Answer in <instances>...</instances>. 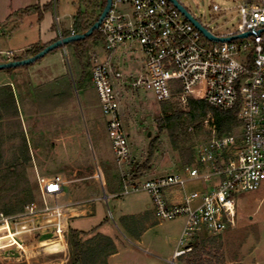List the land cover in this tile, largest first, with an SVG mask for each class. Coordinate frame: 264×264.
<instances>
[{"label":"built area","instance_id":"obj_1","mask_svg":"<svg viewBox=\"0 0 264 264\" xmlns=\"http://www.w3.org/2000/svg\"><path fill=\"white\" fill-rule=\"evenodd\" d=\"M212 11L220 9L213 5ZM199 25L215 38L234 39L223 43L208 40L168 0H111L98 29L104 50L110 55L121 45L140 47L144 66L129 80L130 89L148 91L157 103H163L192 98V92L200 87L202 97L192 99L203 100L223 113L236 111L240 123L237 134L218 137L213 118L207 115L204 126L211 127L210 138L194 151L193 164L182 166L175 174L143 182L121 175L123 191L117 196L144 192L157 221L184 219L179 245L185 240L189 243L174 252L169 264H177L178 258L190 252L197 236H217L233 228L235 196L257 192L264 184V0H241L235 32L216 36ZM244 34L249 36L239 38ZM91 82L114 162L120 169L128 158V145L118 113L117 88L125 80L108 59H94ZM97 176L101 178L100 173ZM193 181L206 187L188 192L179 204L166 201L168 191ZM39 183L42 196L62 192L59 177ZM56 210H38L29 204L17 216L0 212V256H14L16 238L28 235L37 218L44 219Z\"/></svg>","mask_w":264,"mask_h":264},{"label":"rangeland","instance_id":"obj_2","mask_svg":"<svg viewBox=\"0 0 264 264\" xmlns=\"http://www.w3.org/2000/svg\"><path fill=\"white\" fill-rule=\"evenodd\" d=\"M90 0H58L56 7V16L58 17V26L62 30L68 28L72 17L77 10L82 12L89 10ZM191 16H193L203 27L216 36H223L227 33L235 32L238 24V7L241 0H176ZM216 5L219 12H213L212 6ZM88 6V7H87ZM63 14H65L63 16ZM100 14V11H99ZM88 61V73H90L93 61L105 62L107 59L111 65L117 67L125 80L124 84L117 88L119 100V118L127 138L128 158L119 169L114 162L113 154L110 148V141L104 131V119L100 113L99 103L94 88L88 81L84 84L88 87L85 92L78 93L76 79L77 70L75 68V54L70 45H66L62 50V60L54 59L51 63L55 72H61L65 69L66 78L61 77L56 84H53V99L56 103L66 85L71 83V92L73 100L78 109V122L68 114L78 129V137L82 139L83 146L73 147L66 152L62 147L61 136H64L58 129H52L45 132L40 125H33L32 122H46L44 116L36 119L27 118L24 121V130L18 120L21 132L13 136L3 138L1 148L3 149L2 163H9L13 153L20 142L22 135L27 143L30 142L32 153H30V164L24 172L16 171L18 176L11 177L3 187L11 188V183L21 181V188L25 191L18 198L20 202L25 201L28 194H32L33 201L37 207L53 206V202L47 203L46 196L38 192V180L36 176L52 177L60 176L64 182H70L77 177L92 175L94 171L100 173L101 178L96 177L97 181L104 188L107 196V186L114 185V179L118 175H125L129 179L137 177V169L148 157L149 144L155 140L153 148L152 162L155 161L159 166H163V171L157 174L144 173L138 177L137 182H143L156 178L157 176H167L177 172L181 166H184L183 159L180 156V149L191 148L192 155L196 148L207 141L211 136V127L204 126V120L201 122V129H188V140L179 142V149L176 150L166 133L159 132L156 119L160 118V104L156 102L154 96L145 90H133L129 88V80L139 75L144 66V55L137 44H125L108 54L104 50L102 41L96 40L95 36L83 41ZM49 53L45 57H50ZM42 60V59H41ZM40 61V60H39ZM68 82V83H67ZM83 86V87H84ZM78 90V89H77ZM54 92V91H53ZM192 98L202 97L199 87L192 92ZM171 111L187 112L188 107L185 99L173 98L171 100ZM169 112V113H170ZM167 113V115L169 114ZM57 114L52 117L57 125L60 119ZM45 124V123H44ZM95 127L101 129L98 140L95 139ZM81 131V132H79ZM74 134V133H73ZM230 135H234L231 133ZM35 150V151H34ZM67 154V155H66ZM32 157V159H31ZM131 164L132 166H129ZM173 170V171H172ZM141 173V172H140ZM175 174V173H174ZM91 181V180H90ZM95 181V180H94ZM95 181L99 190V196L102 195V189ZM74 184V183H72ZM70 185V184H69ZM186 192L197 191L202 187L199 181L188 182L185 185ZM81 200L84 195H79ZM46 199V200H45ZM236 199V215L234 227L225 230L217 236H210L203 233L197 236L192 243H201L206 239H212V242H205L203 246L204 254L201 255L203 264H264V184L261 189L253 193L238 194ZM15 199H13L14 201ZM73 200L71 194L67 191L58 201L59 205H67ZM85 200V199H84ZM149 197L144 192L128 193L121 197L110 198L106 201H93L89 205L93 209V216L73 222L72 227L89 232L95 224L102 220L107 221L104 230L113 236L117 247V256L113 258L111 264H169L172 254L179 249H183L189 241L185 240L179 245L181 230L183 228V218H177L171 221H157L151 213L142 217L147 221L146 225H140L136 228L141 234L140 241L137 243L133 236H130L125 226L129 225V220L121 221L122 217L136 212L137 207L144 208L149 201ZM141 210V209H140ZM20 215V214H18ZM103 232V231H102ZM138 234V235H139ZM39 238V237H37ZM37 238L35 241H37ZM48 238V237H47ZM29 241L27 244H32ZM29 258L19 260L17 256L2 253L0 264H59V259L63 255L49 254L40 249V245L32 246ZM70 252V250H69ZM190 253V252H187ZM186 253V254H187ZM185 254V255H186ZM69 259L64 260L68 264ZM177 262V261H176ZM177 264H179L177 262Z\"/></svg>","mask_w":264,"mask_h":264},{"label":"crops","instance_id":"obj_3","mask_svg":"<svg viewBox=\"0 0 264 264\" xmlns=\"http://www.w3.org/2000/svg\"><path fill=\"white\" fill-rule=\"evenodd\" d=\"M57 3L58 0H0V64L13 62L15 59L24 56L27 51L36 46H45L57 41L60 38L59 32L60 34L66 31L72 32L73 18L76 14L72 17V21L70 22L68 28L61 30L57 23ZM49 6H51V9L48 8ZM28 8H33L34 10H32L27 15H22V12ZM91 10L92 7L89 6V10H87V12H90ZM64 15L65 14H63V16ZM61 51L62 50H57L56 52L51 53L50 57H44L42 60L37 61L29 66L15 68L11 71H0V95H5L4 93H7L8 91L11 92L18 111V120L21 122V124L26 121L27 118L36 119L37 117L44 116L45 120L47 119L46 122L44 121L45 124L41 122V120L37 123L32 122V124L40 125L43 127L42 129L45 132L52 130L53 128L58 129L64 134V136H61L60 140L62 147L67 152L70 148H78L83 146V141L78 137V129L76 126L73 124L71 119L67 118L68 114H70V116L73 115L75 118V123L78 122V106H76L74 103V97L71 92L72 89L67 84L64 90L60 89V91L64 92L60 97L59 102L56 103V100L53 99V93H56L57 89L55 88V90H53V87L51 86L56 84L59 78L65 77L67 74L65 69H63L61 72H55L53 65L51 64L54 59L62 60L63 55ZM78 80L79 75L77 72L76 84ZM84 83L80 86L77 85L76 88L78 90L75 89L77 95L78 93H83L87 90L88 87H85ZM88 83H90L94 88L91 82V71L89 73ZM5 87H7L8 91L3 90ZM57 114L59 115L58 117L60 119L58 120L57 125H55V119L52 120V117H54V115L56 116ZM24 128L25 127L23 123L22 129L24 130ZM102 128L106 132L105 121ZM100 131V128L95 127L96 140L99 139L98 135H100ZM27 146L30 149V153H32V148L28 139ZM128 165L132 166L131 164ZM160 168L164 169L163 166H159L157 162L153 161L146 171L137 174V179L132 181H137L139 179L138 177L142 176L144 173L157 174L159 171H163ZM162 176L163 175L157 176L156 178ZM54 177H59L61 179L62 192L56 196H46L48 197L47 203L53 202V206H48L45 202L43 206L36 207L38 210H42L44 207L50 209L57 208V210L50 215H46L44 219L37 218V225L33 227L32 231L28 235L19 236L16 238L14 242V247H16L15 252L13 251L14 256H17L19 260H22L23 258L27 260L31 251L30 248L39 244V250L53 255L62 254L63 258L59 259V264H64V260L67 258L69 259L70 257L68 231L71 229L81 233L89 234L90 236L99 234L111 239L116 248L115 254L109 256L106 262V264H111L113 258L117 256L118 251L115 244L114 232L113 236H111L108 230H104L105 225H107V221L102 220V222L100 221L99 223L95 224L94 228H92L89 232L73 228L72 224L76 220L93 216V209L88 205L91 202H104L108 199V197H121L117 196L120 193L110 194L107 196L103 191L104 188L96 179V171H94L92 175L86 177H77L75 180L70 181L69 183L67 181L64 182V180L58 175L52 177L36 176V180L40 182V180H50ZM94 180L98 182L102 189L101 197L99 196V190ZM184 185L166 193L165 198L169 204L175 205L181 203L183 196L188 193L186 192ZM205 187L206 186L202 185L201 189ZM67 191L73 198L72 202L67 205H59L58 201L66 194ZM38 192L41 194L40 183H38ZM79 195H84L85 200L78 198ZM136 210V212L134 211L130 215L122 218H128L127 220L130 222L129 225L125 226L127 233L130 236H133L137 243H142L140 241L141 234L136 231V228L140 227V225L143 226L147 224L146 220L141 219L142 217L146 216V214L148 215L151 213L153 216L150 200L145 204L144 208L137 207ZM49 220H51L50 223ZM44 229L47 230L44 231ZM36 238L37 241H35ZM29 241H33L32 244H27ZM177 262L179 264H184L180 261V258L177 259Z\"/></svg>","mask_w":264,"mask_h":264},{"label":"trees","instance_id":"obj_4","mask_svg":"<svg viewBox=\"0 0 264 264\" xmlns=\"http://www.w3.org/2000/svg\"><path fill=\"white\" fill-rule=\"evenodd\" d=\"M86 4H89L92 7V10L90 12H82L80 10L77 11L72 23V31L74 35L84 34L93 25L99 16V11L101 12L105 4V0H90ZM48 8L51 9V6ZM32 10L34 9H25L22 12V15H27ZM70 35L71 32L68 31L61 33L62 37H69ZM94 36L96 40L102 41L99 31H95L89 38ZM86 39L83 41L85 42ZM83 41L69 44L75 54V68L79 75V80L77 82L78 86L89 80V66L88 61H86L87 55L85 47L83 46ZM48 45L36 46L27 51L24 56L15 59V61H21L25 57H32ZM59 49H56L51 53H54ZM11 70L12 69L8 71ZM69 87L71 88V83H69ZM3 90L8 91L7 87L3 88ZM4 94L5 95L2 96L0 95V212H2L5 216L12 217L21 214L25 206L34 203H32V194H28L25 201H19L18 198L21 196V193L23 194L25 191L20 186V180L14 184L11 183L10 189H5V186L3 187L2 184L3 182L7 184L6 181L8 182L11 177L15 178L18 176L17 173L13 172H24L30 164L29 149L26 140L22 135L20 136L19 145L15 149L11 161L5 164L2 163L3 149L1 148V144L3 138L15 135L16 130L18 131V134L21 132L18 123V111L14 98L9 91ZM185 101L188 107V111L186 113L183 111L170 112L171 101L159 103L161 116L156 119L159 132L162 133L163 131H166L172 146L176 150L179 149V142L188 140V129L193 127L199 131L201 129V122L207 115H211L213 118L216 136L220 137L222 135H230L231 133L237 134L239 132L240 123L237 121L236 111L223 113L213 109L203 100H194L190 97L185 98ZM167 113L169 114L167 115ZM154 142L155 140L149 144L148 157L145 162L138 167L137 173L146 171L151 164ZM179 151L180 156L184 158L182 163L184 165H192L194 159L191 148H184ZM135 179H137V177L132 180ZM106 189L109 194L121 193L123 191L122 178L119 175L115 177L114 185H108ZM13 199L15 200L13 201ZM127 219L128 218H125L121 221ZM205 242H212V239H206L201 243H191L190 253L181 256L180 261L184 264H203L201 261V255L204 254L203 246ZM68 246L70 250V261L68 264H106L108 257L115 254L116 251L113 241L107 237L99 234L90 236L89 234L71 229L68 231Z\"/></svg>","mask_w":264,"mask_h":264},{"label":"water","instance_id":"obj_5","mask_svg":"<svg viewBox=\"0 0 264 264\" xmlns=\"http://www.w3.org/2000/svg\"><path fill=\"white\" fill-rule=\"evenodd\" d=\"M179 12L181 15L184 16V18L189 21L195 29H197L205 38H207L210 41L214 42H229L233 40L234 38H215L211 36L204 28H202L199 23H197L193 18L186 12V10L179 4L177 3L176 0H168ZM111 5V0H105V4L97 18V20L93 23V25L84 33L80 35H73L69 37H63L59 38L57 41L53 42L52 44L48 45L45 47L43 50L38 52L32 57L25 58L21 61H13V62H8V63H2L0 64V71L2 70H9V69H15L19 67H25L34 64L35 62L43 59L45 56H47L49 53L52 51L63 48L66 45H69L70 43L73 42H79L83 41L86 38L90 37L95 31H98L101 22L103 21L104 17L106 16L107 12L109 11ZM249 36V34H244L239 36V38H246Z\"/></svg>","mask_w":264,"mask_h":264}]
</instances>
